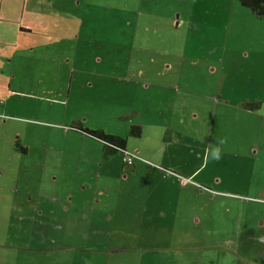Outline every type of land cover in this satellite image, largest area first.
Here are the masks:
<instances>
[{
  "label": "rangeland",
  "instance_id": "1",
  "mask_svg": "<svg viewBox=\"0 0 264 264\" xmlns=\"http://www.w3.org/2000/svg\"><path fill=\"white\" fill-rule=\"evenodd\" d=\"M44 5L50 39L43 40L53 45L56 27L62 38L54 39L64 40L48 50L53 68L43 73L47 53L33 51L28 69L0 74V254L18 246L21 264H142L141 256L144 264L155 256H170L162 264H190L191 257L230 264L223 247L226 239L236 245L238 221L252 225L260 206L256 218L264 221V141L255 147L250 138L264 136V17L239 0ZM35 57L42 58L36 66ZM68 67L78 73L69 99ZM132 108L143 116L128 115ZM154 109L202 143L155 144L169 124L158 118L161 125L152 126L147 114ZM73 119L128 137L136 164L80 136ZM139 120L149 132L129 137ZM228 129L244 132L236 136L249 148H218ZM215 149L220 160L211 158ZM192 161L201 167L192 181L198 193L174 181L164 191L154 166ZM186 201L203 213L200 226L156 230L129 221L131 208L179 209ZM250 242L237 252L244 264L254 257Z\"/></svg>",
  "mask_w": 264,
  "mask_h": 264
},
{
  "label": "crops",
  "instance_id": "2",
  "mask_svg": "<svg viewBox=\"0 0 264 264\" xmlns=\"http://www.w3.org/2000/svg\"><path fill=\"white\" fill-rule=\"evenodd\" d=\"M45 0H0V74L7 75L9 72L15 73L16 69H28V62L26 61L27 59L30 58L29 53L35 52L38 53L40 51H44L43 53L46 54L47 56L44 60L43 67L45 65V68L42 69L43 73L47 69H52L53 65H50L48 61H51L48 55V50L51 52L57 44L63 43V39H54V37H61L60 31L56 28L53 29L52 37H53V45H48L47 40H43V37H47L50 39V32H49V24L48 21L45 19V8L46 6ZM45 19V22H44ZM75 25V24H74ZM76 35V34H75ZM74 35V36H75ZM79 35V34H78ZM56 54V53H55ZM70 58V57H69ZM72 58V57H71ZM71 58L68 60L70 62ZM42 58L35 57L34 59V65L36 66L37 64L40 63ZM60 61H58L59 63ZM51 63V62H50ZM49 64V65H48ZM25 66V67H24ZM51 67V68H48ZM68 71H70V75L72 76V80L69 83V89L68 93L66 94V97L69 99L72 95V85L73 81L76 79V75L78 74L76 71V68L71 67V69L68 67ZM81 75V74H80ZM130 77H127L126 80H129ZM76 101L78 103V95L76 94L75 96ZM167 99L173 98L167 97ZM140 98L139 100H141ZM108 98V102H109ZM65 101V100H62ZM2 102V100H1ZM182 102L184 106L186 103L180 99L179 103ZM107 107V106H105ZM108 108V107H107ZM133 109V108H132ZM109 110V109H108ZM107 110V111H108ZM118 112V111H115ZM162 111H158V113H161ZM158 113L155 112L154 110H151L150 113L147 115L150 116L151 122H153L152 126L154 125H161V122H159L158 118L163 119L164 122L169 124L166 128V134H164V139L161 136L160 133L155 134V144H166V145H181V146H195L197 142L199 141L200 145L202 143V137L199 135L197 139L194 136H190L185 133L184 130H181L180 128H174V125H170V122H168L166 117L159 115ZM185 113L182 112L178 116V118L185 119L186 116L184 115ZM132 116H136L138 119L139 117L143 116V112L133 109L131 114ZM185 116V117H184ZM192 118H198V115H191ZM74 126L78 127L81 125L82 127L84 126V123L82 120H77L73 119ZM181 123V121H179ZM136 123V122H134ZM137 126L141 130V135L140 136H134L136 138L144 137L146 133H148V130H145V128L148 125H144L141 123V120H139L138 123H136ZM135 124V125H136ZM136 126V127H137ZM89 128L86 126L85 129ZM99 130H104V129H99ZM236 132L240 133L241 135L244 132L241 131H232L230 129L225 130L224 134L222 135V145H220L218 148H225V149H242L244 148H249L250 144L246 145L239 141V139L236 136ZM77 133L82 136V137H87L91 138L90 136H86L82 134L81 132L77 131ZM118 136H121L123 138H127L125 135L120 134H115ZM253 136V138H252ZM131 137V136H130ZM250 138L253 139L255 147H260L264 141V136L262 134H250ZM92 139V138H91ZM95 139V138H93ZM189 139V140H187ZM98 140V139H97ZM198 140V141H197ZM99 142H102L104 145L105 152L107 154L106 149L107 145L104 141L99 140ZM129 142V141H128ZM128 142L126 143V146H128ZM205 143V142H204ZM110 150V149H109ZM21 151H23L21 149ZM130 151V150H129ZM132 152V151H131ZM29 153V149L28 152ZM26 152L24 154H27ZM110 155V154H108ZM198 164V169H195L192 167V162L188 163H182L176 162L175 165H172L171 163V168H165L164 166L160 168L155 167L156 169L155 174L157 176L158 174V181H160V185L165 188L170 184V181H174L179 183L180 186L186 187V186H192L194 187L192 190L196 194L198 193V187L194 185L195 178L200 174V164L199 161H196ZM135 164H136V159H135ZM45 167L48 166L47 162H44ZM194 181V182H192ZM208 183V182H207ZM158 182L156 183V185ZM209 185H207L208 188ZM201 189L206 188L205 185L200 186ZM211 188L209 187V190ZM212 190V189H211ZM173 201V200H172ZM261 203V202H260ZM189 204V201H186L187 206L181 207L177 209L176 207H169L167 209H164L159 207V206H147L140 208H131L132 212L130 215L132 216L130 220L134 221V225L138 227H148V228H153L156 230H164V229H169V227H173L174 229L175 226L180 228H188L191 225H194V227L200 226L202 221H204V218L201 213H198L197 210H195L193 207H191ZM263 204V202H262ZM255 208V206H254ZM243 215H248L247 213H243ZM261 206L260 208H255L254 210V220H251V223H248L246 226L244 224V220H239L237 223V231L239 232V235L236 236V246L232 240H225V246H222V243L219 244L220 246L223 247V249H226V251L231 254V259L233 260L230 264H244L243 261H239L241 257H239L238 253L240 248L242 247L244 242H247L249 239L252 240V245L251 252L254 257L250 261H246L249 264H264V221H258L256 218L257 216L261 218ZM252 219V217H251ZM262 220V219H259ZM213 223V220L210 219V225ZM222 227V226H221ZM192 230L189 229L188 231ZM221 230L227 231L226 228L222 227ZM226 233V232H224ZM234 244V245H233ZM233 245V246H231ZM241 246V247H240ZM202 249H206L207 247H201ZM212 248V247H210ZM12 249H14V253L11 255L7 254H0V264H21L20 260L17 257V253L19 252L18 246H13ZM236 250V251H235ZM252 257V256H251ZM259 257V258H258ZM170 258V256H169ZM169 258H166L165 260L162 259V257L155 256L152 264L156 262V264H162L168 261ZM144 264L145 260L148 261L147 257L141 256L139 258ZM181 261V260H180ZM179 261V262H180ZM190 264H223L222 259L216 258V259H208L207 257H201L198 260L193 259L192 257L189 259Z\"/></svg>",
  "mask_w": 264,
  "mask_h": 264
},
{
  "label": "trees",
  "instance_id": "3",
  "mask_svg": "<svg viewBox=\"0 0 264 264\" xmlns=\"http://www.w3.org/2000/svg\"><path fill=\"white\" fill-rule=\"evenodd\" d=\"M239 1L243 4H245V6L252 9L256 15L260 16V18L264 17V0H239ZM76 128L79 132H81L82 134H84L86 136H90L91 138H95V139L104 141L107 145V148H108V149H106L107 154H110V153L113 154V153L118 152V151H120V153L123 154L124 151L129 150V148L126 146L127 139L121 138V136L107 135L103 130L91 129L90 127L85 129L81 125H79ZM132 134L136 137L140 136L141 135L140 128L138 126L133 127ZM107 142L115 144V147H110L107 144ZM21 149L26 153L28 152V149H26V147H24V146H21ZM134 164H135V162L133 164H129V163L124 162V165H130L131 166Z\"/></svg>",
  "mask_w": 264,
  "mask_h": 264
},
{
  "label": "built area",
  "instance_id": "4",
  "mask_svg": "<svg viewBox=\"0 0 264 264\" xmlns=\"http://www.w3.org/2000/svg\"><path fill=\"white\" fill-rule=\"evenodd\" d=\"M123 154L125 155L124 162L129 163V164H133L135 162L136 155L133 152L127 150V151H124Z\"/></svg>",
  "mask_w": 264,
  "mask_h": 264
},
{
  "label": "clouds",
  "instance_id": "5",
  "mask_svg": "<svg viewBox=\"0 0 264 264\" xmlns=\"http://www.w3.org/2000/svg\"><path fill=\"white\" fill-rule=\"evenodd\" d=\"M221 152L219 149H215L212 153H211V158L215 159V160H220L221 159Z\"/></svg>",
  "mask_w": 264,
  "mask_h": 264
},
{
  "label": "flooded vegetation",
  "instance_id": "6",
  "mask_svg": "<svg viewBox=\"0 0 264 264\" xmlns=\"http://www.w3.org/2000/svg\"><path fill=\"white\" fill-rule=\"evenodd\" d=\"M136 125H133L132 127H131V129H130V133H129V137L130 136H132L133 134H132V129H133V127H135ZM107 135H115V134H113V133H107L105 130H103ZM118 136V135H117ZM121 138H123V137H121ZM124 139H127V142L129 141V138L127 137V138H124ZM107 144L110 146V147H115V144H113V143H109V142H107Z\"/></svg>",
  "mask_w": 264,
  "mask_h": 264
}]
</instances>
